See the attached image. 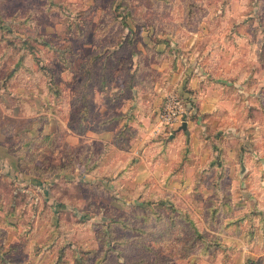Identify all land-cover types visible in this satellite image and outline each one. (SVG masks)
Listing matches in <instances>:
<instances>
[{"label": "rangeland", "instance_id": "rangeland-1", "mask_svg": "<svg viewBox=\"0 0 264 264\" xmlns=\"http://www.w3.org/2000/svg\"><path fill=\"white\" fill-rule=\"evenodd\" d=\"M207 26L216 32L215 43L225 44V60L237 64L230 83L239 90L235 108L245 102L248 114L258 112L248 135L253 142L254 126L264 121V0H0V89L6 88L0 91V143L24 175L9 180L0 172V225L14 239L8 260L264 264V208L237 209L264 203L263 171L244 177L248 186L235 192V212L230 197L217 203L199 187L158 196L148 183L134 185L135 161L107 166L99 160L101 144L87 143L114 110L101 104L100 90L128 83L132 56L156 55L154 44L165 43L161 48L174 57L175 69H185L191 61L183 43L200 39ZM242 67L249 73L244 80ZM119 170L127 177L116 182ZM207 178L198 176V183ZM245 217L256 223L246 226Z\"/></svg>", "mask_w": 264, "mask_h": 264}, {"label": "crops", "instance_id": "crops-1", "mask_svg": "<svg viewBox=\"0 0 264 264\" xmlns=\"http://www.w3.org/2000/svg\"><path fill=\"white\" fill-rule=\"evenodd\" d=\"M214 33L216 32L207 26L203 27L202 33H198V37L201 34L200 39L186 40L183 47L189 52L187 54L191 63H188L185 69L179 67L177 70L173 66L174 57L163 52L165 43L154 44L153 47L144 40L143 46L146 44L155 48L154 52L161 53L150 56L139 53L132 56L133 66H129L128 83L100 90V94L104 95L101 104L113 106L115 113L110 111L105 118L100 119L101 132L94 138L88 134L87 143L98 141L101 144L102 154L99 160L107 166H115L120 160L135 161L137 170L132 173V183L137 186L148 183L149 187L151 186L150 192L158 196L171 193L173 188L192 193L199 187V193L208 192L211 194L208 196L217 203L222 201L225 195L230 197L231 208L235 209L237 205L232 203L236 200L235 192L240 189L246 191L248 186L244 177L248 174L257 176L259 172H264V121L254 126L256 139L253 142L249 140L248 135L253 133L251 128L255 123L253 118L258 112L255 110L248 114L250 109L248 110L245 102L241 109L235 108L232 97L239 90L230 86V83L236 81L232 73L235 72L237 64L235 59L231 63L228 59L225 60V44L222 47L220 43L216 44ZM168 44L174 45L172 42ZM139 50L148 54L144 48ZM242 64L245 62L242 61L241 66ZM244 72L242 67L240 73ZM246 75L244 73L240 80L246 79ZM177 90L184 96L188 107L187 131H178L181 126L170 131H158L157 115L164 105L166 95ZM0 91L6 92V88L3 87ZM7 92L15 96L12 89ZM241 92L245 94L246 91ZM194 116L197 117L192 120ZM219 135L225 137L223 143L218 141ZM165 137L169 143L163 144ZM241 144L244 149L247 147V154H243V146L238 148ZM185 148L187 151H184ZM223 148L225 155L221 165L215 164ZM185 152L188 154L185 155ZM15 158L0 143V172L9 180H16L14 177L18 180L19 175L24 176L20 173ZM240 159L243 162L242 177L239 180L236 175ZM126 172L116 171V182L122 180V177H127ZM202 175L209 178L199 180L198 183L197 177L201 178ZM220 175L224 178H219ZM261 186H264V182L262 185L260 183ZM240 207L237 209H244L243 213L252 207L261 213L264 203H246ZM9 221L11 222L10 219ZM243 221L246 226L256 223L255 217H245ZM229 232L224 236L229 237ZM34 236L33 233L30 237L29 247ZM11 241L14 239L9 228L0 225V264H13L7 259L9 247L13 244ZM29 253L30 248L25 254Z\"/></svg>", "mask_w": 264, "mask_h": 264}, {"label": "built area", "instance_id": "built-area-1", "mask_svg": "<svg viewBox=\"0 0 264 264\" xmlns=\"http://www.w3.org/2000/svg\"><path fill=\"white\" fill-rule=\"evenodd\" d=\"M187 120L188 107L185 100L177 93H168L164 105L157 115L158 131L162 129L170 131L177 126H182Z\"/></svg>", "mask_w": 264, "mask_h": 264}, {"label": "water", "instance_id": "water-1", "mask_svg": "<svg viewBox=\"0 0 264 264\" xmlns=\"http://www.w3.org/2000/svg\"><path fill=\"white\" fill-rule=\"evenodd\" d=\"M178 131H184L186 132L187 131V123H184L179 129Z\"/></svg>", "mask_w": 264, "mask_h": 264}, {"label": "trees", "instance_id": "trees-1", "mask_svg": "<svg viewBox=\"0 0 264 264\" xmlns=\"http://www.w3.org/2000/svg\"><path fill=\"white\" fill-rule=\"evenodd\" d=\"M160 200H161V199H160ZM154 201H156L155 198H154V199L151 198V202L153 203ZM164 202H166V200H164Z\"/></svg>", "mask_w": 264, "mask_h": 264}]
</instances>
